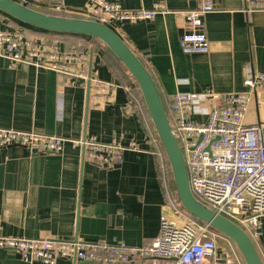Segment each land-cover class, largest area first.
I'll use <instances>...</instances> for the list:
<instances>
[{"label": "crops", "instance_id": "1", "mask_svg": "<svg viewBox=\"0 0 264 264\" xmlns=\"http://www.w3.org/2000/svg\"><path fill=\"white\" fill-rule=\"evenodd\" d=\"M92 0H26L40 11L78 14ZM129 9L162 11L151 20L112 25L151 70L169 111L178 91L231 93L245 91L248 69L264 73V9L248 0H108ZM210 1L214 10L204 19L210 41L207 54H186L180 47L181 11ZM22 32L35 40L58 42L65 50L81 49L90 70L112 84L104 100H96L88 84L53 69L27 63L10 66L0 55V126L80 139L117 142L125 147L123 161L105 167L84 157L83 149L67 143L63 152H30L25 147L0 149V233L13 237H55L87 242L125 241L142 246L153 241L161 219H186L166 182L169 160L161 152L154 123L134 77L102 41L87 35L37 29L0 11V30ZM202 108H210L202 101ZM172 115L171 113H169ZM206 112L194 120L205 122ZM249 123L264 122L263 92L251 101ZM174 176V175H173ZM262 236L255 243L264 263ZM222 264H246L228 239L219 251ZM0 264L26 262L13 249L0 250ZM56 264H96L60 259Z\"/></svg>", "mask_w": 264, "mask_h": 264}, {"label": "built area", "instance_id": "2", "mask_svg": "<svg viewBox=\"0 0 264 264\" xmlns=\"http://www.w3.org/2000/svg\"><path fill=\"white\" fill-rule=\"evenodd\" d=\"M15 1L26 4V0ZM248 5L251 9H264V0H248ZM162 9V4L151 9H129L108 0H92L79 14L112 27L116 22L154 19ZM213 10V4L205 1L197 8L180 12L183 18L180 47L184 53L210 51L204 19ZM0 55L12 67L27 63L89 83L96 100H104L112 86L91 72L90 57L85 51L65 50L58 42L35 40L17 30H0ZM244 84L245 91L231 93L178 91L172 97L169 120L196 198L239 225L256 243L262 236L264 217V122L249 123L247 119L252 98L264 91V73L249 68ZM205 100L210 103L206 111L201 106ZM204 112L205 122L194 120L195 115ZM67 143L82 148L84 157L105 167L122 162L127 149L120 143L101 142L94 137L73 139L0 126V149L18 146L33 153H60ZM221 234L205 222L185 219L179 223L164 216L159 235L142 246L125 241L87 242L0 233V250L13 249L26 262L44 264H56L60 259L96 264H222L218 257Z\"/></svg>", "mask_w": 264, "mask_h": 264}, {"label": "water", "instance_id": "3", "mask_svg": "<svg viewBox=\"0 0 264 264\" xmlns=\"http://www.w3.org/2000/svg\"><path fill=\"white\" fill-rule=\"evenodd\" d=\"M0 11L43 30L87 35L102 40L116 54L139 85L157 134L170 161L177 193L185 210L231 239L240 250L246 264H264L255 243L239 225L218 214L194 195L183 152L173 133L155 80L138 55L114 29L90 19L45 13L15 0H0ZM88 90H90L89 83Z\"/></svg>", "mask_w": 264, "mask_h": 264}, {"label": "trees", "instance_id": "4", "mask_svg": "<svg viewBox=\"0 0 264 264\" xmlns=\"http://www.w3.org/2000/svg\"><path fill=\"white\" fill-rule=\"evenodd\" d=\"M25 5H27V4H25ZM28 6V5H27ZM29 7H31V6H29ZM33 8V7H32ZM35 9V8H34ZM37 10V9H36ZM40 11V10H39ZM43 12V11H42ZM45 13H49V14H55V15H61V16H69V17H75V18H84V19H88V17H86L85 15H82V14H71V13H65V12H61V11H59V12H47V11H44ZM19 21V20H18ZM20 23H23V22H21V21H19ZM23 24H25V25H28V24H26V23H23ZM28 26H31V25H28ZM31 27H34V26H31ZM34 28H36V27H34ZM37 29H40V28H37ZM45 31H47V30H45ZM48 32H52V34L53 35H55V36H52L51 37V39H53V37H58V36H61V34H68V35H79V34H74V33H62V32H54V31H48ZM94 39H96V40H98V41H102V40H100V39H98V38H94ZM103 42V41H102ZM70 49H72V48H70ZM138 57L142 60V62L146 65V67L149 69V67H148V65H147V63H146V61L143 59V58H141L139 55H138ZM149 71L151 72V70L149 69ZM151 74H152V72H151ZM152 76H153V74H152ZM154 78V77H153ZM134 82H133V87H135V88H137V89H140L139 88V85H138V83H137V81L135 80V78H134V80H133ZM156 83V82H155ZM164 103V102H163ZM164 105H165V103H164ZM165 108H166V112H167V114H168V116H170V114L169 113H171V109H170V111H169V109H168V107L165 105ZM154 129H155V126H154ZM157 131H156V129H155V133H156ZM156 135H157V133H156ZM159 136H157V138H158ZM160 144V149H161V152L167 157V155H166V152H165V150H164V148H163V145H162V143H161V141H160V138H158V140H157ZM167 159H168V157H167ZM169 160V159H168ZM166 179H165V181L167 180V182H166V184H167V186H168V188H169V190L174 194V200L179 204V206H180V208H179V210H181L182 212H183V214L185 215V218L186 219H191L192 221H201V220H199V219H197L196 217H194V216H192V215H190L186 210H185V208L183 207V205L181 204V201H180V199H179V196H178V193H177V189H176V184H175V180H174V176H173V171H172V167H171V164H170V161H169V165H168V169L166 170ZM202 222V221H201Z\"/></svg>", "mask_w": 264, "mask_h": 264}, {"label": "rangeland", "instance_id": "5", "mask_svg": "<svg viewBox=\"0 0 264 264\" xmlns=\"http://www.w3.org/2000/svg\"><path fill=\"white\" fill-rule=\"evenodd\" d=\"M252 103H255V97L252 98ZM157 136H158V134H157ZM178 222L181 223L182 221L179 220ZM228 239L229 238L227 236H225L224 234H221V238H219V240H218V245H219L218 252L221 250L222 251H224V250L228 251ZM229 240L231 241L232 245L236 248V250H239L238 247L236 246V244L231 239H229Z\"/></svg>", "mask_w": 264, "mask_h": 264}]
</instances>
